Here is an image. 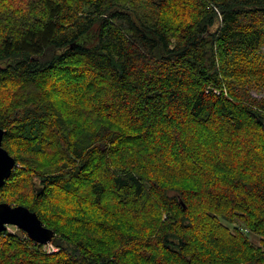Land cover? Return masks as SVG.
Wrapping results in <instances>:
<instances>
[{"label":"trees","instance_id":"trees-1","mask_svg":"<svg viewBox=\"0 0 264 264\" xmlns=\"http://www.w3.org/2000/svg\"><path fill=\"white\" fill-rule=\"evenodd\" d=\"M263 46L264 0H0V202L58 248L0 264H264Z\"/></svg>","mask_w":264,"mask_h":264},{"label":"water","instance_id":"water-1","mask_svg":"<svg viewBox=\"0 0 264 264\" xmlns=\"http://www.w3.org/2000/svg\"><path fill=\"white\" fill-rule=\"evenodd\" d=\"M4 133L5 130L0 127V188L16 166V159L2 145ZM9 225L21 229L40 245L51 243L54 236V231L42 223L36 212L23 205L0 202V233Z\"/></svg>","mask_w":264,"mask_h":264},{"label":"rangeland","instance_id":"rangeland-1","mask_svg":"<svg viewBox=\"0 0 264 264\" xmlns=\"http://www.w3.org/2000/svg\"><path fill=\"white\" fill-rule=\"evenodd\" d=\"M216 26L213 28L215 29ZM89 35H91V33H89ZM85 38L87 40H90V36L86 37ZM83 40V38L81 39V41ZM86 40V41H87ZM263 52H264V46L262 48ZM254 89H252L250 91V95H252L254 98H257L259 100H262L264 102V87L262 88H256V87H253ZM48 158H52L51 156L47 157L46 155L43 156V159ZM19 167L22 166L21 164H17ZM16 204V203H13V205ZM226 225L229 226V228L231 230H234L235 227H239L241 226L243 229H244V233L246 235H248L249 237V240L254 244L256 245L257 247H261V242H260V236L252 233V232H249V230L246 228L245 224L241 225L238 221L236 223H228V222H224ZM7 232L10 233V234H17L19 238L21 239H24V236L22 234V231L21 229H18L17 227L13 226V225H9L7 226ZM25 233V232H24ZM51 245H47V246H44L43 245V250L47 253H52V252H56L58 250V248L56 247V245L54 243H50Z\"/></svg>","mask_w":264,"mask_h":264},{"label":"built area","instance_id":"built-area-1","mask_svg":"<svg viewBox=\"0 0 264 264\" xmlns=\"http://www.w3.org/2000/svg\"><path fill=\"white\" fill-rule=\"evenodd\" d=\"M47 245H51V244L49 243V244H46V245H44V246H47Z\"/></svg>","mask_w":264,"mask_h":264}]
</instances>
